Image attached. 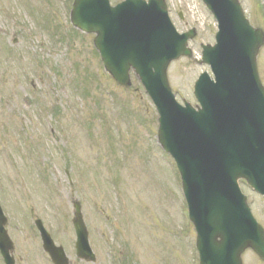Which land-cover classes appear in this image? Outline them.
<instances>
[{"label":"rangeland","instance_id":"rangeland-1","mask_svg":"<svg viewBox=\"0 0 264 264\" xmlns=\"http://www.w3.org/2000/svg\"><path fill=\"white\" fill-rule=\"evenodd\" d=\"M67 1L0 0V205L15 264H50L35 218L71 264H197L180 180L154 144L155 110L133 75L125 89L103 73L93 37L72 33ZM167 2L179 32L197 30L190 48L199 59L200 45L214 43L212 16L200 0ZM239 2L264 31V0ZM257 66L264 85V48ZM205 71L184 58L169 66L178 103L194 104L192 85ZM242 190L264 228V199ZM72 200L94 263L75 258ZM242 264L264 263L247 251Z\"/></svg>","mask_w":264,"mask_h":264},{"label":"water","instance_id":"water-1","mask_svg":"<svg viewBox=\"0 0 264 264\" xmlns=\"http://www.w3.org/2000/svg\"><path fill=\"white\" fill-rule=\"evenodd\" d=\"M219 25L217 44L202 46L215 83L203 74L195 84L200 108L174 101L166 79L169 63L190 57L189 32L177 35L163 0H126L110 8L106 0H75V28L95 34L107 73L129 87L132 68L159 114L158 138L175 159L193 223L200 264H241L250 248L264 261V232L252 219L237 181L264 196V92L255 59L264 38L244 20L236 0H202ZM78 256L93 260L87 232L74 203ZM0 210V250L7 264L11 243ZM37 225H40L37 223ZM43 247L55 264H66L61 248L43 233Z\"/></svg>","mask_w":264,"mask_h":264}]
</instances>
